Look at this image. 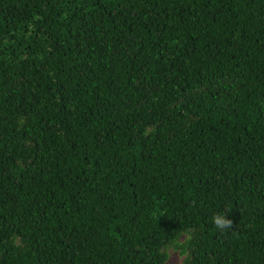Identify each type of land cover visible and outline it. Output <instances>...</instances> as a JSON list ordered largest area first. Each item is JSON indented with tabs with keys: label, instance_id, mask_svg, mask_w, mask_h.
Here are the masks:
<instances>
[{
	"label": "trees",
	"instance_id": "16d2710c",
	"mask_svg": "<svg viewBox=\"0 0 264 264\" xmlns=\"http://www.w3.org/2000/svg\"><path fill=\"white\" fill-rule=\"evenodd\" d=\"M169 247L264 264V0H0V264Z\"/></svg>",
	"mask_w": 264,
	"mask_h": 264
},
{
	"label": "clouds",
	"instance_id": "9594fccd",
	"mask_svg": "<svg viewBox=\"0 0 264 264\" xmlns=\"http://www.w3.org/2000/svg\"><path fill=\"white\" fill-rule=\"evenodd\" d=\"M216 228L220 230L228 229L234 227V221L229 219L227 216L217 213L212 218Z\"/></svg>",
	"mask_w": 264,
	"mask_h": 264
},
{
	"label": "rangeland",
	"instance_id": "374dc122",
	"mask_svg": "<svg viewBox=\"0 0 264 264\" xmlns=\"http://www.w3.org/2000/svg\"><path fill=\"white\" fill-rule=\"evenodd\" d=\"M168 262L171 264H179L182 262L184 255L180 253L178 249H175L173 247L168 248Z\"/></svg>",
	"mask_w": 264,
	"mask_h": 264
}]
</instances>
